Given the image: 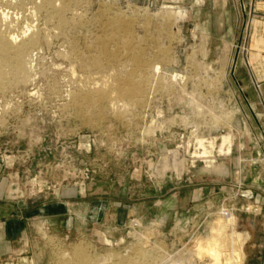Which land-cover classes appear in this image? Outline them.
<instances>
[{"label": "rangeland", "instance_id": "rangeland-1", "mask_svg": "<svg viewBox=\"0 0 264 264\" xmlns=\"http://www.w3.org/2000/svg\"><path fill=\"white\" fill-rule=\"evenodd\" d=\"M208 1L0 0V30L33 39L23 71L4 66L0 78L4 199L88 205L68 224L30 214L6 234L0 223V264H68L75 250L85 264H161L177 252L211 263L195 248L222 210L234 215L218 237L227 263L252 206L238 187L207 183L223 175L207 166H224L221 136L237 125L234 61ZM132 83L140 92L122 95Z\"/></svg>", "mask_w": 264, "mask_h": 264}, {"label": "crops", "instance_id": "crops-1", "mask_svg": "<svg viewBox=\"0 0 264 264\" xmlns=\"http://www.w3.org/2000/svg\"><path fill=\"white\" fill-rule=\"evenodd\" d=\"M208 2L209 25L222 29L219 40L225 48L224 58L234 61L228 85L233 93L231 106L236 109L237 125L231 126L234 136L229 133L221 136L225 149L223 175L210 173L207 183L238 187L240 203L252 206L251 211L247 208L243 211L241 218L245 239L236 232L242 242V264H264V0ZM214 176L223 180L213 179ZM3 186L1 183L0 223L6 234L24 226L20 220L30 214L42 218L49 227L70 223L73 214L85 219L88 210L85 203L76 212L71 203L63 200L46 201L42 205L29 203L18 208L19 205L5 201ZM15 215L19 220L9 219ZM1 244L8 249V243Z\"/></svg>", "mask_w": 264, "mask_h": 264}, {"label": "bare ground", "instance_id": "bare-ground-1", "mask_svg": "<svg viewBox=\"0 0 264 264\" xmlns=\"http://www.w3.org/2000/svg\"><path fill=\"white\" fill-rule=\"evenodd\" d=\"M5 26H9V25L7 24ZM23 37H25V36H23ZM16 40H17L16 35L10 34V32H8V31H1L0 30V78L3 76L2 67H4V66H10V65L14 66L16 73H18V72L20 73V71L21 72L23 71V66L25 65L24 55H25L26 48H27L26 43H24V42L25 41H33V39H32V37H29L27 39L22 38V41L20 40L19 43ZM159 69H160V67L158 65L153 66L154 72H159ZM175 77H176V73L173 75V78H175ZM140 89H141L140 85L132 83V85H128L126 88H124L122 90V95H136L138 92H140ZM192 100L195 102L194 98H192ZM207 167L211 171L220 172V171L224 170V166L222 165V163L217 164V165L210 164ZM136 223H138V222H136ZM136 223L132 222V224H136ZM233 223H234V215L231 213V211L229 212V211L222 210L220 218H218L216 220V222L213 226L211 225L212 229L210 230V233H208V235L204 236L196 245L195 254H196V257L198 258V260L201 259V257L203 255L207 256L211 260V263H202V264H222V262H223L222 261V257H223L222 256V250L224 248H226L227 245L225 246V241H223V240L221 242L219 241L221 239L219 234L221 233V231L224 228H226L228 226H233ZM223 231H225V230H223ZM218 237H220V239ZM222 237H223V235H222ZM239 237L240 236L236 232H233V230H232V233H231L230 239H229L231 246H228L229 250H231V254H230L231 256H229L228 258L227 257L224 258V259H226L225 261L228 264H240V253L238 252V249H236L234 246L235 245L234 243L239 240ZM227 252L228 251H226V253ZM72 254L73 255L71 257V260L69 259L70 263L68 262V264H85V259H84L85 257H83L81 252L75 250L74 253H72ZM103 258H101V259H103ZM105 261L106 260H104V262ZM124 263H122V264H124ZM120 264H121V260H120ZM126 264H133V263H129V262L127 263V261H126ZM161 264H200V263H196L192 258H186L185 256H180L179 253L177 252L176 255L168 254L164 258V260L162 261Z\"/></svg>", "mask_w": 264, "mask_h": 264}]
</instances>
